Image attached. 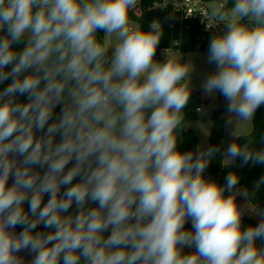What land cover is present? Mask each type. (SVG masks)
<instances>
[{
	"label": "clouds",
	"instance_id": "clouds-1",
	"mask_svg": "<svg viewBox=\"0 0 264 264\" xmlns=\"http://www.w3.org/2000/svg\"><path fill=\"white\" fill-rule=\"evenodd\" d=\"M138 5L0 0V84L10 81L0 89V264H264V211L249 202L260 221L242 227L239 175L224 185L204 175L220 148L178 149L194 66L172 50L154 59L162 26L143 29ZM209 15L207 27L224 30L210 39L215 71L202 89L223 96L234 124L222 163L264 164L253 125L264 0H225Z\"/></svg>",
	"mask_w": 264,
	"mask_h": 264
},
{
	"label": "trees",
	"instance_id": "trees-1",
	"mask_svg": "<svg viewBox=\"0 0 264 264\" xmlns=\"http://www.w3.org/2000/svg\"><path fill=\"white\" fill-rule=\"evenodd\" d=\"M165 0H139V12L132 15L134 20L138 19V23L141 24L143 29L148 30L150 24L153 21H159L162 26V38L158 45L157 51L159 50H179L183 53L186 52H208L210 39L216 32L212 29H206L204 25L198 20L193 19L185 24L178 22L176 13L173 5L164 2ZM221 1V0H218ZM2 35V33H0ZM98 36L103 38L104 33L98 32ZM177 42V44H176ZM14 47L22 48L23 45H14ZM10 81L0 84V89L7 86ZM19 100L24 101L26 97H18ZM202 106V99L199 92H191V97L188 105L184 109V123L185 127L181 129L178 149L183 152L197 151L198 149V136L195 131L190 127V123L195 120L198 116V111ZM62 105L57 106L55 113H60ZM224 109H216L212 116V128L209 135V146H218L220 151L211 159L209 166L205 170V177L208 179H214L221 185H224L226 176L229 172H236L239 177V184L237 189H247L249 192L248 199L256 207L264 211V185L260 188H256L257 182L264 177V164H253L249 161L248 164H243L240 158L235 159L231 165L224 166L222 163L224 159V137H225V118L223 117ZM55 118V117H54ZM51 122V121H50ZM254 134L259 137L264 135V105H262L255 113L254 120ZM59 139V137H57ZM239 143L245 142L244 138H241ZM258 149L264 147V144L257 143L255 145ZM71 165H69L70 167ZM75 182V181H74ZM63 191V189H62ZM226 191V195H227ZM45 202L48 197L45 196ZM90 206H95L90 205ZM27 210V205H25ZM75 206L70 211H74ZM249 223L253 226L257 225L253 219L248 218ZM19 231L22 229L17 227ZM185 228L191 230V222L185 224ZM35 231H48L40 225ZM109 233H105L107 236ZM184 253L188 251L184 248Z\"/></svg>",
	"mask_w": 264,
	"mask_h": 264
},
{
	"label": "rangeland",
	"instance_id": "rangeland-1",
	"mask_svg": "<svg viewBox=\"0 0 264 264\" xmlns=\"http://www.w3.org/2000/svg\"><path fill=\"white\" fill-rule=\"evenodd\" d=\"M225 2V0H223ZM213 9L216 6V3L212 2L210 4ZM179 53L185 62H191L194 66V71L190 74L191 76V88L194 92H199L202 99V110L198 111V116L195 120L190 123V127L195 131L198 136V148H207L209 143V135L212 128V119L211 116L216 109H224L223 117L225 119L229 118V114L226 112V101L220 93H215L214 95H206L203 92L202 84L204 83L206 77L215 71V65L209 64L207 62L208 52H186L183 53L179 50L172 49L169 55H175V52ZM166 58V51L159 50L156 51L155 60L164 61ZM226 125V124H225ZM234 128V124L229 126L227 125V133L225 140V153L229 144L233 142L232 130ZM252 128V123H246L241 125V132H248ZM238 203L245 209L244 214L247 217V220H242V227L247 228L249 226H253L249 223L248 218L255 220L256 222L260 221V216L251 211L248 208V204L250 200L243 196H237ZM258 246H264V240L256 241ZM185 249L189 252L194 251V248L185 247Z\"/></svg>",
	"mask_w": 264,
	"mask_h": 264
},
{
	"label": "built area",
	"instance_id": "built-area-1",
	"mask_svg": "<svg viewBox=\"0 0 264 264\" xmlns=\"http://www.w3.org/2000/svg\"><path fill=\"white\" fill-rule=\"evenodd\" d=\"M164 2L173 5L176 18L181 24H185L193 19H198L206 29H212L216 33L224 30L223 24L219 25L217 28H208L206 24L207 21L210 26H214V22L209 15L212 10L210 4L214 2L217 5L218 3L224 2L223 0H165Z\"/></svg>",
	"mask_w": 264,
	"mask_h": 264
},
{
	"label": "water",
	"instance_id": "water-1",
	"mask_svg": "<svg viewBox=\"0 0 264 264\" xmlns=\"http://www.w3.org/2000/svg\"><path fill=\"white\" fill-rule=\"evenodd\" d=\"M10 183H11V181H10ZM242 220H247V217L245 214L243 215ZM15 231L18 233L19 229L16 228ZM19 255H21L26 261L30 260L32 258L31 255L28 254L27 252H21Z\"/></svg>",
	"mask_w": 264,
	"mask_h": 264
},
{
	"label": "crops",
	"instance_id": "crops-1",
	"mask_svg": "<svg viewBox=\"0 0 264 264\" xmlns=\"http://www.w3.org/2000/svg\"><path fill=\"white\" fill-rule=\"evenodd\" d=\"M164 51H166V50H164ZM202 110V108H200V111ZM226 118V117H225ZM225 120H227V119H225ZM225 124H226V121H225ZM226 133H227V125H225V137H224V142H225V140H226ZM225 147H226V145H225V143H224V156H225ZM239 190H243V189H239Z\"/></svg>",
	"mask_w": 264,
	"mask_h": 264
}]
</instances>
